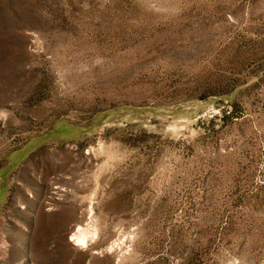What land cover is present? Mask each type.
Masks as SVG:
<instances>
[{
    "label": "rangeland",
    "instance_id": "374dc122",
    "mask_svg": "<svg viewBox=\"0 0 264 264\" xmlns=\"http://www.w3.org/2000/svg\"><path fill=\"white\" fill-rule=\"evenodd\" d=\"M0 264H264V0H0Z\"/></svg>",
    "mask_w": 264,
    "mask_h": 264
},
{
    "label": "bare ground",
    "instance_id": "6f19581e",
    "mask_svg": "<svg viewBox=\"0 0 264 264\" xmlns=\"http://www.w3.org/2000/svg\"><path fill=\"white\" fill-rule=\"evenodd\" d=\"M72 240L75 242V245L85 247L88 242L85 230H83V228L79 229L78 232L73 235Z\"/></svg>",
    "mask_w": 264,
    "mask_h": 264
}]
</instances>
